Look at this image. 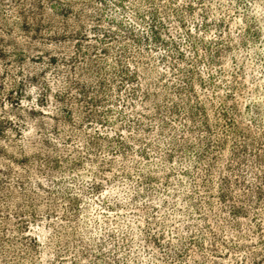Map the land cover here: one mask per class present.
Returning <instances> with one entry per match:
<instances>
[{
    "label": "rangeland",
    "instance_id": "obj_1",
    "mask_svg": "<svg viewBox=\"0 0 264 264\" xmlns=\"http://www.w3.org/2000/svg\"><path fill=\"white\" fill-rule=\"evenodd\" d=\"M0 264H264V0H0Z\"/></svg>",
    "mask_w": 264,
    "mask_h": 264
}]
</instances>
